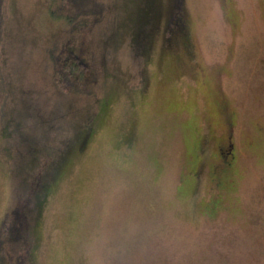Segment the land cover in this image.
<instances>
[{"label": "rangeland", "instance_id": "obj_1", "mask_svg": "<svg viewBox=\"0 0 264 264\" xmlns=\"http://www.w3.org/2000/svg\"><path fill=\"white\" fill-rule=\"evenodd\" d=\"M98 1L79 31L6 0L0 226L44 189L27 264H264V0ZM68 42L86 91L53 82Z\"/></svg>", "mask_w": 264, "mask_h": 264}, {"label": "trees", "instance_id": "obj_2", "mask_svg": "<svg viewBox=\"0 0 264 264\" xmlns=\"http://www.w3.org/2000/svg\"><path fill=\"white\" fill-rule=\"evenodd\" d=\"M147 5L148 1L145 0L144 7ZM49 10L53 17L65 20L70 27L77 25V30L81 31L89 30L100 21L106 9L98 0H50ZM5 18L6 0H0V44ZM147 21L146 10H143L136 24L137 34L135 35L142 43L150 35L148 31L151 27L148 28ZM54 54L52 77L57 88L63 92L90 89L93 83L92 70L86 61L81 60L79 55L71 49L70 42L60 55ZM44 195V189L41 195L33 190L18 193L13 208L5 214L0 226V264L28 263L32 251L31 222L34 211L40 207Z\"/></svg>", "mask_w": 264, "mask_h": 264}, {"label": "flooded vegetation", "instance_id": "obj_3", "mask_svg": "<svg viewBox=\"0 0 264 264\" xmlns=\"http://www.w3.org/2000/svg\"><path fill=\"white\" fill-rule=\"evenodd\" d=\"M182 26H183V22L180 21V27H182ZM223 146H224L223 149L225 150V152H224V155H223V152H222L223 149L220 148V150H219L220 161L222 163H225V165L231 164V162L234 159V155L232 153L231 144L229 143V144L223 145Z\"/></svg>", "mask_w": 264, "mask_h": 264}]
</instances>
